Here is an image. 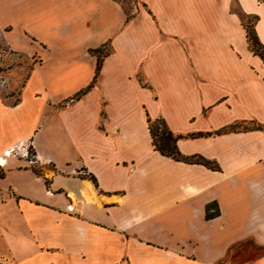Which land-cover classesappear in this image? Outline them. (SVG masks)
<instances>
[{
	"label": "crops",
	"instance_id": "1",
	"mask_svg": "<svg viewBox=\"0 0 264 264\" xmlns=\"http://www.w3.org/2000/svg\"><path fill=\"white\" fill-rule=\"evenodd\" d=\"M133 2L0 0L2 42L36 61L0 97V157H36L0 167V264H264V61L241 17L264 46V0ZM148 120L219 170L160 155Z\"/></svg>",
	"mask_w": 264,
	"mask_h": 264
},
{
	"label": "trees",
	"instance_id": "2",
	"mask_svg": "<svg viewBox=\"0 0 264 264\" xmlns=\"http://www.w3.org/2000/svg\"><path fill=\"white\" fill-rule=\"evenodd\" d=\"M247 33H248V40L251 50L255 54L259 55L264 61V46L260 43L256 35V32L255 35H253L247 28ZM93 53L97 56V65H96V76H97L100 69L102 57L106 56L109 52L103 53L102 49H97L93 51ZM83 93L84 92L79 93L78 95H76L75 98L79 97ZM148 128L154 150L158 152L160 155L173 158L174 160L177 161H183L193 164H203L212 170H219V166L215 162L205 160L201 156L196 155V156L186 157L182 155L178 148V141L181 139V137L175 136L174 133L169 128H167V126L164 124L163 121L148 120ZM211 209L213 210L211 211ZM217 214H219V209H214V204H209L207 206V217L210 218Z\"/></svg>",
	"mask_w": 264,
	"mask_h": 264
},
{
	"label": "rangeland",
	"instance_id": "3",
	"mask_svg": "<svg viewBox=\"0 0 264 264\" xmlns=\"http://www.w3.org/2000/svg\"><path fill=\"white\" fill-rule=\"evenodd\" d=\"M123 6L127 14L132 12L134 2L133 0H122ZM238 11V9H235ZM242 20L249 29V31L255 35V19L246 17L241 14ZM110 51L109 47L106 46L102 49L103 53H108ZM0 71L2 75L7 80V88L0 90V97L3 101L8 104H15L18 101L19 88L22 85L28 70L36 62L35 60L26 59L22 55L13 53L1 40L0 38ZM31 152L32 148H31ZM34 154V153H33ZM34 166V165H32ZM39 169V168H36ZM2 171H0L1 173Z\"/></svg>",
	"mask_w": 264,
	"mask_h": 264
},
{
	"label": "built area",
	"instance_id": "4",
	"mask_svg": "<svg viewBox=\"0 0 264 264\" xmlns=\"http://www.w3.org/2000/svg\"><path fill=\"white\" fill-rule=\"evenodd\" d=\"M1 57V55H0ZM7 88V80L2 75V72L0 71V90ZM31 143H21L15 148H11L8 151H5L3 154L4 160L2 163H0V167H3L6 163V159L8 158V154L11 155V157H16L19 159L24 160L28 165L32 166L36 163V157L31 152ZM1 160V157H0ZM69 210H71L70 205L67 206Z\"/></svg>",
	"mask_w": 264,
	"mask_h": 264
},
{
	"label": "bare ground",
	"instance_id": "5",
	"mask_svg": "<svg viewBox=\"0 0 264 264\" xmlns=\"http://www.w3.org/2000/svg\"><path fill=\"white\" fill-rule=\"evenodd\" d=\"M9 157H11V155H10V154H8V158H9ZM3 160H4V157L2 156V157H1V160H0V163H2V162H3ZM70 208H71V207H70ZM71 209H72V208H71Z\"/></svg>",
	"mask_w": 264,
	"mask_h": 264
}]
</instances>
